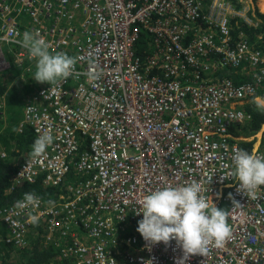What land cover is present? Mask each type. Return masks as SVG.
<instances>
[{"label": "built area", "instance_id": "obj_1", "mask_svg": "<svg viewBox=\"0 0 264 264\" xmlns=\"http://www.w3.org/2000/svg\"><path fill=\"white\" fill-rule=\"evenodd\" d=\"M257 5L0 0L2 75L31 70L35 59L15 42L25 31H39L50 52L77 58L68 79L29 94L21 128L30 126L35 139L51 132L54 142L36 159L31 148L11 176L12 188L38 178L51 187L68 182L52 204L37 195L35 213L48 221V240L61 231L74 264H264V187L249 199L232 175L234 152L243 149L234 128L251 119L245 104L263 96L264 52L244 33L234 40L231 25L255 24L249 13ZM143 33L151 40L145 61L137 53ZM247 66L255 70L251 80L221 75L231 68L241 77ZM4 107L0 100V113ZM263 135L264 126L249 139H256L251 152L264 155ZM192 181L217 207L228 206L232 236L223 247L210 244L205 256L184 259L176 241L146 242L136 213L150 191ZM26 216L14 205L0 211V243L26 245Z\"/></svg>", "mask_w": 264, "mask_h": 264}, {"label": "clouds", "instance_id": "obj_2", "mask_svg": "<svg viewBox=\"0 0 264 264\" xmlns=\"http://www.w3.org/2000/svg\"><path fill=\"white\" fill-rule=\"evenodd\" d=\"M256 9L264 13L259 4ZM15 42L35 59L36 70L31 79L36 82L60 84L73 74L77 58L62 52H50L49 43L39 31H25ZM14 72L18 71H12L11 74ZM0 75L4 79L1 73ZM14 78L17 79L15 76L12 77ZM93 78H97L95 74ZM252 103L257 110L264 111V96H255ZM21 125L17 129L20 132L23 129ZM239 138L238 140L244 139ZM53 142L54 136L51 132L39 134L31 146L32 157L39 158ZM2 151L5 149L3 148L1 153ZM232 164V175L238 180V190L249 199H258L257 192L264 187V155L237 149ZM212 177L213 175L208 178L209 184ZM202 193V184L198 181L179 186L167 184L150 191L140 201L142 211L138 210L136 213L142 214L137 232L151 245L161 242L168 245L171 241H176L183 249L184 259L196 254L207 255L210 244L223 247L232 236L230 212L227 208L217 207L210 195L205 196ZM40 203L37 195L25 192L23 198L17 199L14 203L15 214L18 216L27 214L28 222L37 224L40 217L35 210L39 208ZM52 203L49 201V204Z\"/></svg>", "mask_w": 264, "mask_h": 264}, {"label": "trees", "instance_id": "obj_3", "mask_svg": "<svg viewBox=\"0 0 264 264\" xmlns=\"http://www.w3.org/2000/svg\"><path fill=\"white\" fill-rule=\"evenodd\" d=\"M239 8L240 5L237 3ZM253 19V25H249L242 20H233L231 25V33L234 40L238 39L241 33H244L250 43L256 48L264 52V13L258 9L251 10L249 13ZM141 39L137 45V53L145 61L151 48L150 37L143 33ZM17 72L12 73L13 76L17 75ZM241 77L231 68H222L221 75L230 77L236 81H248L251 80L250 75H244L241 71ZM262 92L264 93V83L262 84ZM8 84L4 81L0 75V97L4 96L7 92ZM19 107L13 105L14 115L11 120V125L4 129L3 121H0V211L14 205L17 199H22L25 192H32L35 195L40 196L45 201H50L52 197L59 194L60 189H64L67 184L51 187L42 183L41 178H38L34 182H21L15 185L11 182V176L19 165H21L30 153L31 146L34 142V135L30 126H24L20 132L12 124L15 123L17 116L19 120L22 115L18 109ZM245 110L251 115V119L243 126L234 128V135L236 137H244L242 140H237L238 144L248 151H252L256 139L248 140L252 136L258 134L264 126V111L256 109L252 102L246 103ZM5 149L9 157L3 159L1 157V150ZM75 178V175H71ZM50 198V199H49ZM48 221L46 219H39L37 224H29L26 231V245L23 248H17L20 252L18 259H13V248L9 252H3L6 250V244L0 243V264H74L72 257L65 256L64 250L68 247V243L60 230L54 233V236L48 240L46 237Z\"/></svg>", "mask_w": 264, "mask_h": 264}, {"label": "rangeland", "instance_id": "obj_4", "mask_svg": "<svg viewBox=\"0 0 264 264\" xmlns=\"http://www.w3.org/2000/svg\"><path fill=\"white\" fill-rule=\"evenodd\" d=\"M262 1V0H261ZM260 7H261V2H260ZM261 10L264 12V10L261 7ZM28 65L31 66V70L30 71H18L17 75H15V77H17L16 80H12V77H14L12 74L6 73L4 74V81L8 82V89L6 94L2 97V104L5 106L4 108H2V111L0 113V116H2V121H3V128L2 131L4 129H6L7 127H9V125H11V120L12 117L14 115V110H13V105L15 103V106L19 107V111L21 112V119L19 120V118L16 116L15 119V123L12 124L13 128L15 127V129H18V127L23 123L24 121V110H25V105L27 103L28 99V95L32 90H35L39 87H41L43 84L45 83H38L35 80L31 79L32 76L34 75V72L36 70V61L33 63H28ZM253 75L255 73V70H253L250 67H246L245 71H244V75ZM30 96V95H29ZM264 96V94H263ZM1 121V119H0ZM264 137V135H263ZM264 141V139H263ZM263 148H264V142H263ZM264 151V149H262ZM223 208H228V206H224ZM4 229V226L2 224H0V231H2ZM6 250L3 252V254L5 252H9L12 248L14 251V256L13 259H18L20 256V252H18L16 249V246H10L8 244H6Z\"/></svg>", "mask_w": 264, "mask_h": 264}, {"label": "bare ground", "instance_id": "obj_5", "mask_svg": "<svg viewBox=\"0 0 264 264\" xmlns=\"http://www.w3.org/2000/svg\"><path fill=\"white\" fill-rule=\"evenodd\" d=\"M261 7L264 10V0L261 1Z\"/></svg>", "mask_w": 264, "mask_h": 264}, {"label": "crops", "instance_id": "obj_6", "mask_svg": "<svg viewBox=\"0 0 264 264\" xmlns=\"http://www.w3.org/2000/svg\"><path fill=\"white\" fill-rule=\"evenodd\" d=\"M257 2H258V4L260 5V2H261V0H257ZM46 84V83H45ZM45 84H43V85H45ZM31 93V92H30ZM29 93V94H30ZM28 97H29V95H28Z\"/></svg>", "mask_w": 264, "mask_h": 264}, {"label": "flooded vegetation", "instance_id": "obj_7", "mask_svg": "<svg viewBox=\"0 0 264 264\" xmlns=\"http://www.w3.org/2000/svg\"><path fill=\"white\" fill-rule=\"evenodd\" d=\"M0 119L2 120V116H0ZM24 126H26V125H24ZM24 126L22 127V128H24ZM23 130V129H22ZM35 139V138H34Z\"/></svg>", "mask_w": 264, "mask_h": 264}]
</instances>
